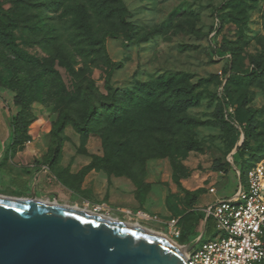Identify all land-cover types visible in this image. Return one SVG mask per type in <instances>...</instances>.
<instances>
[{
    "label": "rangeland",
    "instance_id": "obj_1",
    "mask_svg": "<svg viewBox=\"0 0 264 264\" xmlns=\"http://www.w3.org/2000/svg\"><path fill=\"white\" fill-rule=\"evenodd\" d=\"M29 2L0 0V14L28 58L17 61L0 45V122L6 126L0 135L11 136L0 164V196L89 211L102 206L110 218L140 224L180 249L193 244L188 235L214 239L217 231L205 213L210 198L237 193L238 165L264 163V76L252 77L254 61L264 63V0H122L127 24L108 21L100 30L111 34L107 53L119 68L76 56L70 37L53 32L61 28L58 14L29 10ZM174 75L197 86L199 104L178 116L170 133L161 131V118L147 120L141 142L161 146L166 156L145 163L123 158L119 166L96 162L104 156L102 134L109 126H96L83 138L76 124L86 112L111 109L110 86L137 94L140 85ZM26 83L32 91L21 96L30 103L27 129L15 143L11 121L21 108L13 99ZM251 110L257 112L255 138L246 135ZM64 114L69 123L57 137ZM208 121L221 124L192 123ZM192 142L198 146L188 151ZM129 171L148 185L143 202Z\"/></svg>",
    "mask_w": 264,
    "mask_h": 264
},
{
    "label": "trees",
    "instance_id": "obj_2",
    "mask_svg": "<svg viewBox=\"0 0 264 264\" xmlns=\"http://www.w3.org/2000/svg\"><path fill=\"white\" fill-rule=\"evenodd\" d=\"M29 1L30 7H27L29 10L44 9L58 14L61 28L58 30L54 29L53 32H61L70 37L76 56L83 58L86 62H104L109 66L121 67V64L114 63L107 53V35L111 34L101 35L100 30L101 26L107 24L108 21L114 23V21L118 20L121 24H127L128 11L124 7L122 0ZM0 45L15 60H28L25 53L18 48L17 38L1 14ZM254 64L256 69L252 77L254 80H258L261 75L264 76V63L260 60H255ZM114 71L115 69L110 72L109 79H111ZM79 75L82 76L81 73ZM30 85V83L24 84L13 99L14 104L21 108H19L18 115H14L11 121V126L15 129L13 137L15 143L18 141L17 139H22V132L27 129V110L30 108V103H25L21 96L30 91ZM196 89V85H187L185 79L178 75L160 79L153 83L142 84L137 89V94L113 89L110 86L113 102L111 109L102 112L96 106H92L82 117V122L76 124V128L83 138H87L96 126L103 129L104 123L108 124L109 128L102 134L104 156L96 157V162L108 161L113 166H119L123 158H133L136 162H142L143 159L145 163L152 158L166 156V154H162L161 146L152 148L141 142V139L149 130L147 120L161 118V131L170 133L176 130L178 116L185 114L199 104V99L195 95ZM29 93H32V91ZM256 113V111H250L249 125L246 127L248 129L246 135L250 138H255L258 128ZM68 118L69 115L64 114L58 119L54 130L57 137H61L63 130L68 125ZM219 121L192 123L197 126H217L221 124ZM197 146L198 144L192 142L188 146V151L196 150ZM7 149L5 153H7ZM165 149L171 152L170 146L167 145ZM254 166L244 169L241 165H238L242 179ZM126 176L133 181L138 199L143 202V195L147 191L148 185L144 180L137 179L131 171ZM209 221L210 218L208 219ZM190 237L193 238L192 243H194L199 236L188 235V238Z\"/></svg>",
    "mask_w": 264,
    "mask_h": 264
},
{
    "label": "water",
    "instance_id": "obj_3",
    "mask_svg": "<svg viewBox=\"0 0 264 264\" xmlns=\"http://www.w3.org/2000/svg\"><path fill=\"white\" fill-rule=\"evenodd\" d=\"M202 236L185 248L187 254ZM186 255L139 224L55 202L0 196V264H188Z\"/></svg>",
    "mask_w": 264,
    "mask_h": 264
},
{
    "label": "built area",
    "instance_id": "obj_4",
    "mask_svg": "<svg viewBox=\"0 0 264 264\" xmlns=\"http://www.w3.org/2000/svg\"><path fill=\"white\" fill-rule=\"evenodd\" d=\"M236 171L240 182L237 193L205 210L207 218L213 220L217 235L204 242L202 236L187 254L188 264H264V163L251 168L245 182L240 169ZM210 192L216 193V190L212 188ZM102 211V206L93 209V212L110 216ZM138 214L143 219H151L146 213ZM172 227L180 235L177 226Z\"/></svg>",
    "mask_w": 264,
    "mask_h": 264
},
{
    "label": "crops",
    "instance_id": "obj_5",
    "mask_svg": "<svg viewBox=\"0 0 264 264\" xmlns=\"http://www.w3.org/2000/svg\"><path fill=\"white\" fill-rule=\"evenodd\" d=\"M12 103H13L12 99L11 100L9 99V101L6 102V105L10 106ZM2 105H3V103L1 102L0 106H2ZM3 106H5V105H3ZM10 108H12V107H10ZM4 127H6V126L0 122V130L4 129ZM10 137L11 136H10L9 133L8 134H4L3 136L0 135V164H2V165H3V163H4L5 159H6V158H3V156L5 154V151H6V147H5L6 145L5 144H7L10 141ZM7 165H9V164H7ZM218 200H220V198L215 197V196H212L210 198V201L213 202L212 204H214Z\"/></svg>",
    "mask_w": 264,
    "mask_h": 264
},
{
    "label": "bare ground",
    "instance_id": "obj_6",
    "mask_svg": "<svg viewBox=\"0 0 264 264\" xmlns=\"http://www.w3.org/2000/svg\"><path fill=\"white\" fill-rule=\"evenodd\" d=\"M158 235V234H157ZM160 236V235H159ZM161 237H163V236H161ZM181 251H182V253L184 254V255H186L187 253H186V249H180ZM187 256V255H186Z\"/></svg>",
    "mask_w": 264,
    "mask_h": 264
}]
</instances>
